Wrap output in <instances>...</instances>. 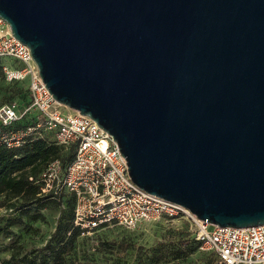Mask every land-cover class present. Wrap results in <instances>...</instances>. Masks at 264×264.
<instances>
[{
  "label": "water",
  "instance_id": "water-1",
  "mask_svg": "<svg viewBox=\"0 0 264 264\" xmlns=\"http://www.w3.org/2000/svg\"><path fill=\"white\" fill-rule=\"evenodd\" d=\"M0 17L140 188L264 224V0H0Z\"/></svg>",
  "mask_w": 264,
  "mask_h": 264
},
{
  "label": "built area",
  "instance_id": "built-area-1",
  "mask_svg": "<svg viewBox=\"0 0 264 264\" xmlns=\"http://www.w3.org/2000/svg\"><path fill=\"white\" fill-rule=\"evenodd\" d=\"M0 57L16 61L14 65L3 66L5 77L26 81L29 93V102L21 110L13 102L0 104V140L15 147L34 134L61 145L75 146L73 157L64 168L59 159H54L35 182L44 194H57L63 189L72 194L73 223L82 233L111 223L137 229L151 220H185L199 247L211 250L219 264H264V224L247 227L211 224L197 218L188 208L151 194L133 182L112 136L93 118L76 109L62 112L63 104L54 99L42 81L29 47L13 36L1 17ZM25 113H35V122L13 128V123Z\"/></svg>",
  "mask_w": 264,
  "mask_h": 264
},
{
  "label": "rangeland",
  "instance_id": "rangeland-1",
  "mask_svg": "<svg viewBox=\"0 0 264 264\" xmlns=\"http://www.w3.org/2000/svg\"><path fill=\"white\" fill-rule=\"evenodd\" d=\"M25 84L24 80H8L0 69V104L13 102L21 108L28 98ZM60 109L63 113L70 111L64 105ZM63 193L66 194L65 189ZM64 194L55 199L56 203L44 207L34 208L33 204H28L29 214L37 211L43 214L42 219L36 220L21 210L20 198L5 200L0 196V227H4L0 232V258L8 257L12 249L17 248L20 255L46 252L47 243H54L60 234L56 231L57 226L67 225L72 215L71 204L65 203ZM10 220L13 223L9 224ZM189 226L184 220L170 218L146 221L137 229H125L111 223L94 232L80 233L66 256L80 259L81 264H154L151 253L163 246L165 250L169 247L178 249L179 255L166 256L159 264H219L211 250L179 239L185 227L192 229ZM103 242L111 245L106 247Z\"/></svg>",
  "mask_w": 264,
  "mask_h": 264
},
{
  "label": "trees",
  "instance_id": "trees-1",
  "mask_svg": "<svg viewBox=\"0 0 264 264\" xmlns=\"http://www.w3.org/2000/svg\"><path fill=\"white\" fill-rule=\"evenodd\" d=\"M15 62L14 59L0 57V69L3 70L5 64L14 65ZM12 81L21 80L14 79ZM25 89L28 98L21 108L18 107L20 110L29 102L27 84H25ZM27 114L31 113L23 114L21 118L13 123V128H21L33 124L36 118L35 113H32L30 117H27ZM74 151L75 146L73 144L61 145L49 137H40L34 134L26 136L22 143L15 147H8L0 140V196L5 200L20 198L21 203H23L21 210H24L23 212H28L29 218L33 220L42 219L43 214L38 211L29 214L28 204H33L32 206L34 208H39L44 207L48 203H56L55 199H59V197L64 194V189L57 194L50 192L44 194L41 191L40 184L35 182V179L48 163L54 159H59L64 168L72 159ZM30 176L32 179L29 178ZM65 192L66 194L63 195V198L66 204H71L72 215L69 217L67 225L63 224L57 226L56 231H59L60 234L54 243H47V251L40 255L37 253L32 255H20L18 248L16 250L12 249L8 257L0 258V264H81L78 261L80 259L66 256L67 251L74 247V241L76 237L82 233V230L73 223V196L70 192L66 190ZM157 221L158 220H155V222ZM9 222V224L13 223L11 220ZM186 224L189 223L186 221ZM189 227L191 228V226ZM3 229L4 227L1 226L0 232ZM183 232L180 233L179 239L186 240V242H195L199 245L193 236L192 229L188 230L187 227H185ZM102 244L106 247L111 245V243L107 242H103ZM162 247L160 246V248H157L151 253L154 264H159L166 256L178 257V249L169 247V250H165ZM212 254L215 256L213 252ZM85 256H87V253H85Z\"/></svg>",
  "mask_w": 264,
  "mask_h": 264
}]
</instances>
